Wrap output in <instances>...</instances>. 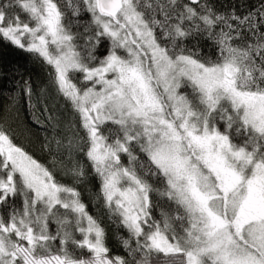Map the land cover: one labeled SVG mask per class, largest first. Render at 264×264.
Instances as JSON below:
<instances>
[{
    "label": "snow or ice",
    "instance_id": "obj_1",
    "mask_svg": "<svg viewBox=\"0 0 264 264\" xmlns=\"http://www.w3.org/2000/svg\"><path fill=\"white\" fill-rule=\"evenodd\" d=\"M0 50L43 73L4 68L0 264H264V0H0Z\"/></svg>",
    "mask_w": 264,
    "mask_h": 264
},
{
    "label": "trees",
    "instance_id": "obj_2",
    "mask_svg": "<svg viewBox=\"0 0 264 264\" xmlns=\"http://www.w3.org/2000/svg\"><path fill=\"white\" fill-rule=\"evenodd\" d=\"M230 2H232V0H218L219 4ZM0 52H2V55H0V92L6 95V90L13 85V73L11 71L5 72L4 68H18L24 73L25 77L31 75L33 81L39 84L43 77V73L38 65L33 64L31 59L25 57V54L10 50H0ZM4 76H7L8 79H3ZM3 102L4 96L0 95V103ZM42 136L43 133H41L39 129L28 126L24 112L22 111L20 114L19 127L16 129V143L23 146L39 162L49 165L51 163V157H49L46 152L40 150V139ZM89 189H91V185H89ZM90 194L89 192V195ZM97 204L98 202L96 200H91L89 203V211L93 215L104 219L108 234V245L113 252L119 253L121 252L119 244L120 232L117 231V225L104 217L105 210L102 207H98Z\"/></svg>",
    "mask_w": 264,
    "mask_h": 264
}]
</instances>
